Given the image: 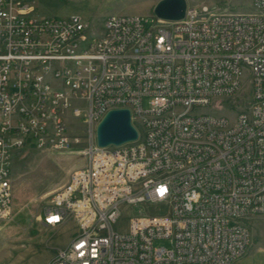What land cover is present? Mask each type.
<instances>
[{
    "label": "built area",
    "instance_id": "built-area-1",
    "mask_svg": "<svg viewBox=\"0 0 264 264\" xmlns=\"http://www.w3.org/2000/svg\"><path fill=\"white\" fill-rule=\"evenodd\" d=\"M34 1L0 0V220L10 215L16 156L80 145L69 127L77 120L85 165L39 214L44 227L73 222L76 233L48 264L242 258L250 223L264 218V0H251L263 19H214L220 11L186 0L179 21L153 17L146 29L138 16H109L101 31L79 15L40 16ZM230 100L232 120L203 112ZM113 109L129 110L138 137L98 147L96 126ZM147 205L166 208L131 216Z\"/></svg>",
    "mask_w": 264,
    "mask_h": 264
},
{
    "label": "rangeland",
    "instance_id": "rangeland-1",
    "mask_svg": "<svg viewBox=\"0 0 264 264\" xmlns=\"http://www.w3.org/2000/svg\"><path fill=\"white\" fill-rule=\"evenodd\" d=\"M160 0H35L30 4L43 17L65 18L79 15L91 22L96 31H101L105 19L109 16H138L146 29L153 20V8ZM217 13L244 15L256 14L252 11L251 0H200ZM189 5H193L188 2ZM146 21V22H145ZM245 74V73H244ZM248 97L244 88L240 99ZM149 98H144L142 107L149 108ZM243 104L239 99L234 102ZM228 104L218 105L222 110L203 109L205 113L225 115L234 118ZM78 106L84 103L78 101ZM221 105V106H220ZM218 107V108H219ZM81 122L70 124V133L79 134L82 143L66 150H37L32 146L23 149L14 159L11 168L12 206L10 215L0 220V264H48L57 251L66 247L76 233L73 222L53 229L44 227L39 219L41 209L48 203L51 194L66 186L70 174L85 165L82 150L87 137ZM95 139V136L93 137ZM162 205L137 206L131 211L135 216L142 213L161 215L165 211ZM130 216V215H129ZM124 216L112 225L115 232H124L129 217ZM251 242L246 254L233 264H264V218H257L250 223ZM159 244L165 245L164 242Z\"/></svg>",
    "mask_w": 264,
    "mask_h": 264
},
{
    "label": "water",
    "instance_id": "water-1",
    "mask_svg": "<svg viewBox=\"0 0 264 264\" xmlns=\"http://www.w3.org/2000/svg\"><path fill=\"white\" fill-rule=\"evenodd\" d=\"M186 0H160L153 8V16L162 21L174 22L184 18ZM138 137L128 109L109 110L96 126L95 142L98 147L119 146Z\"/></svg>",
    "mask_w": 264,
    "mask_h": 264
},
{
    "label": "bare ground",
    "instance_id": "bare-ground-1",
    "mask_svg": "<svg viewBox=\"0 0 264 264\" xmlns=\"http://www.w3.org/2000/svg\"><path fill=\"white\" fill-rule=\"evenodd\" d=\"M236 17H244V15H236ZM214 19H222V13L214 12ZM250 19H263V12H258L256 14H250Z\"/></svg>",
    "mask_w": 264,
    "mask_h": 264
}]
</instances>
